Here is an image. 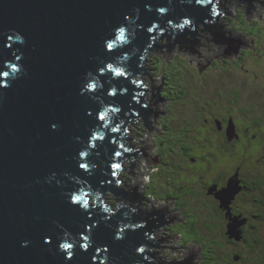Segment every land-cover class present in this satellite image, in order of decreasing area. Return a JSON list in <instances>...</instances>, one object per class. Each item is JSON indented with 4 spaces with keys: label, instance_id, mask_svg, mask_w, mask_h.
<instances>
[{
    "label": "water",
    "instance_id": "obj_1",
    "mask_svg": "<svg viewBox=\"0 0 264 264\" xmlns=\"http://www.w3.org/2000/svg\"><path fill=\"white\" fill-rule=\"evenodd\" d=\"M252 2L264 6V0H0V264H153L145 260L152 256L149 238L177 217L158 210L135 176L129 196L119 181L135 121L147 131L141 142L149 135L141 73L156 54L181 53L200 70L235 55L240 41L223 30L222 16ZM146 74L159 105L158 86ZM105 193L141 211L114 208ZM230 196L227 190L222 198ZM227 234L236 236L233 225ZM188 255L178 264H190Z\"/></svg>",
    "mask_w": 264,
    "mask_h": 264
},
{
    "label": "flooded vegetation",
    "instance_id": "obj_2",
    "mask_svg": "<svg viewBox=\"0 0 264 264\" xmlns=\"http://www.w3.org/2000/svg\"><path fill=\"white\" fill-rule=\"evenodd\" d=\"M161 43L158 41L162 48ZM241 50L237 59L243 53ZM145 69L140 77L144 83L141 102L151 109L149 132L152 131V118L157 131L154 137L166 138L167 146L157 149L154 159L149 160L150 149L141 142L147 131L143 123L140 125L139 120L135 121L121 159V189L125 194L131 191L130 179L142 166V158L146 159V170L155 168L159 171L165 167L175 189L183 198H189L185 199L188 204L200 200L203 209L200 211L201 229H208L209 234L216 229L220 234L218 240L213 239L215 245L210 258L214 264H264V70L258 84L259 77L254 73L249 74L251 81L242 78L236 85L232 84L230 76L231 82L226 83L218 78L210 94L202 93L200 102L203 104L191 103L190 111L182 115L178 109L175 114L172 110L169 114L170 109L157 112L158 105L152 95L156 88L153 80L143 79L148 75V69ZM160 100L163 101L161 93ZM133 155L136 157L132 158ZM227 190L231 196L224 200L222 197ZM104 202L114 208L119 204L118 207L141 211L137 203L112 199L106 193ZM164 209L158 210L164 212ZM229 225L236 229V236L232 238L227 234ZM156 234H152L150 241L152 261L165 254L159 251L154 254V250L165 242L163 239L158 241ZM201 259L196 264H202L204 257ZM181 261L182 258L169 264ZM161 263L166 264L165 261Z\"/></svg>",
    "mask_w": 264,
    "mask_h": 264
},
{
    "label": "rangeland",
    "instance_id": "obj_3",
    "mask_svg": "<svg viewBox=\"0 0 264 264\" xmlns=\"http://www.w3.org/2000/svg\"><path fill=\"white\" fill-rule=\"evenodd\" d=\"M251 5L239 3L222 16L223 30L238 38L239 49H243L238 59L236 54L227 58H216L203 70H200L192 60L181 53L156 54L149 59L148 70L163 99L162 101L159 98L158 113L164 112L165 109L168 112L170 109L169 114L172 113L171 110L174 112L172 114H175V112L178 113V109L181 110L182 115H185L187 111H190L191 103L201 101L203 92L206 94L212 92L213 85L217 83L218 78L226 83L231 82L229 79L231 77L232 84L236 85L242 78L251 81L249 74L254 73L259 77L256 80L257 84L261 82L264 70V6L256 2H252ZM167 116L163 118L166 119ZM155 127L153 123L152 131L149 132L145 144L150 149L147 153L149 160L154 159L157 149L160 150L167 146L166 138L154 137L157 132ZM140 162L142 166L136 169L135 175V183L139 191L154 205L159 208L164 207L166 213L177 217L175 223L155 231L156 239L158 241L163 239L165 242L160 244V248L154 250V254L157 251L160 254L164 252L165 254L160 255L163 258L152 261L153 257L146 255V259L156 264L158 261L160 263L165 261L169 264L172 260L177 262L183 259L184 255L190 254L188 258H193L190 264H196L197 260L201 262V257H204L202 264H214L210 257H213L212 250L215 245L213 243L218 240L217 237L220 234H217L216 229L211 230L210 234L208 229H201L200 211L203 209L200 200L188 204L185 199L189 198H183L181 193L175 189L173 179L165 167L159 171L155 168L146 170V159L142 158ZM209 225L210 229H213V225ZM149 241H152L151 237ZM179 256L182 257L178 258Z\"/></svg>",
    "mask_w": 264,
    "mask_h": 264
},
{
    "label": "snow or ice",
    "instance_id": "obj_4",
    "mask_svg": "<svg viewBox=\"0 0 264 264\" xmlns=\"http://www.w3.org/2000/svg\"><path fill=\"white\" fill-rule=\"evenodd\" d=\"M185 23H187V21H185ZM108 47H109V49H111V45H108ZM100 119L103 120L104 118L101 117ZM113 131H115V129H113ZM116 155L119 156L120 154L119 153H116ZM79 166L81 168H83V169H86L87 168V165L84 164V163H81ZM113 167L118 169L120 167V165H119V163H117V164L113 165ZM60 247H62V248H64V249L67 250V249H70L72 246L70 244H63V245H60ZM139 251L142 253L144 251V249L143 248H140ZM72 258H73L72 256H68L67 257L68 260H71Z\"/></svg>",
    "mask_w": 264,
    "mask_h": 264
},
{
    "label": "bare ground",
    "instance_id": "obj_5",
    "mask_svg": "<svg viewBox=\"0 0 264 264\" xmlns=\"http://www.w3.org/2000/svg\"><path fill=\"white\" fill-rule=\"evenodd\" d=\"M251 7H252V5H251ZM226 33L228 34L229 32H226ZM227 34L224 35L225 38H229V37H227ZM229 35H230V34H229ZM238 52H239V50L236 52V55H235V56H237ZM159 93H160V91H159ZM159 98H160V96H159ZM123 218H125V217H123ZM154 219H157V217H154ZM164 219H166V217H164ZM167 221H168V220H167ZM167 221H166V222H167ZM151 237H152V235H151ZM82 239H84V237H82ZM85 241H86V240L84 239L83 242H85ZM149 242H150V241H149ZM82 248H85V246H82ZM150 248H151V247H150ZM150 248H148V252H150V250H149ZM150 253H151V252H150ZM151 255H152V254H151ZM189 255H190V254H189ZM189 255L186 257V259L189 257ZM152 256H153V255H152ZM152 256H151V257H152ZM145 260H147V259H146V255H145ZM147 261H150V260H147ZM152 263H153V262H152ZM160 264H162V263H160ZM177 264H178V263H177Z\"/></svg>",
    "mask_w": 264,
    "mask_h": 264
},
{
    "label": "trees",
    "instance_id": "obj_6",
    "mask_svg": "<svg viewBox=\"0 0 264 264\" xmlns=\"http://www.w3.org/2000/svg\"><path fill=\"white\" fill-rule=\"evenodd\" d=\"M162 97V96H161Z\"/></svg>",
    "mask_w": 264,
    "mask_h": 264
}]
</instances>
